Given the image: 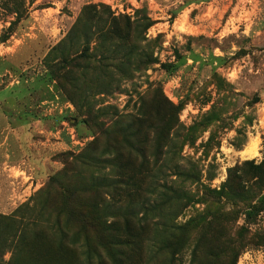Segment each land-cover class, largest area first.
<instances>
[{"label": "rangeland", "instance_id": "obj_1", "mask_svg": "<svg viewBox=\"0 0 264 264\" xmlns=\"http://www.w3.org/2000/svg\"><path fill=\"white\" fill-rule=\"evenodd\" d=\"M87 6L63 55L96 44L83 24L149 18L136 44L156 63L118 83L67 67L60 87L47 66ZM262 174L264 0H0V264H264V208L247 220L204 195L228 181L260 198ZM59 184L96 226L78 229ZM168 188L185 199L162 208ZM165 224L174 255L145 240Z\"/></svg>", "mask_w": 264, "mask_h": 264}, {"label": "trees", "instance_id": "obj_2", "mask_svg": "<svg viewBox=\"0 0 264 264\" xmlns=\"http://www.w3.org/2000/svg\"><path fill=\"white\" fill-rule=\"evenodd\" d=\"M93 8L91 6L84 7L81 13V16L76 21V23L72 26V28L67 33L65 39L59 44L58 47L54 49V52L60 53L61 57L57 60V62H52L48 64V73L49 75L56 80L57 84L60 85V87H63L65 81L67 80V74L65 72V68H77L80 64H85L89 62H95L97 65V68L107 71V70H115L117 72V78L118 80L116 83L122 81V80H131L134 78V73H141L147 71L148 67L151 64H155L156 60L151 58L150 55L145 54L138 50V45L136 44V39H140V36L142 32H146L149 30V28L152 26V22L149 18H145V24H116L117 20L112 19L110 21L111 24H108L106 27V24H83L84 27L95 25L100 27L98 31V35L96 37V44L94 46H91V43H89L87 37H84L81 35L83 40V46L78 55H74L71 53V58L69 59L66 55H63L64 48L66 46L69 47L73 45L77 38H78V30L79 24L81 22V19L85 18V16L90 14V11ZM119 19L125 20L128 22V19L126 16H120ZM11 30V26L8 28V31ZM8 39V38H7ZM142 39V38H141ZM100 50V56L97 60H95L92 56L95 54L96 51ZM49 56V55H48ZM163 64H161V68H165ZM88 68V67H87ZM86 68V69H87ZM111 80L112 77H109ZM71 79H68L67 83L69 85H73V87L80 86L79 83H73L70 82ZM85 80H83L81 83L84 84ZM97 84L101 85L100 82ZM111 83H106L107 86H109ZM75 86V87H76ZM105 86V87H107ZM95 161V160H94ZM113 161V167L116 165L117 156L112 158L109 162ZM97 164H101L102 162H99V160L95 161ZM111 164V163H110ZM260 167H257L259 169ZM125 175V174H121ZM121 179V178H120ZM121 181V180H120ZM132 184V176L126 175V181L125 182H118L124 187H127L128 184ZM112 184L110 187H112ZM254 184V186H256ZM59 190H61V197L62 199L66 200V209H67V215L70 217H74L77 219L78 229L79 228H85L91 225L96 224L93 222L91 217L87 215V213L83 210L82 206L76 202L74 204V200H72L73 195L69 196L70 194L68 191H65L62 186L58 185ZM104 187H108L106 184ZM244 187V185H243ZM264 187V174L261 175V178L258 179V188ZM240 186L238 184H234L231 182H226L222 184L220 189L217 190H209L207 194H204L212 203L218 202L219 199L223 198L227 201H232L233 206L235 208L238 207V201L241 204V206L244 208L245 216L247 220H252L257 215L258 212H261L264 208V195L259 198L260 194H257L255 197H248L250 202L247 201V197L244 196L242 193L243 191H246V187L239 189ZM71 195V194H70ZM66 197V198H65ZM258 200L256 202H253L254 199ZM181 199H185V196L182 194H178L176 191H174L171 188L167 189V192H165L162 196V204L161 207L164 208L165 206L169 205L170 203L174 201H178ZM133 203V202H131ZM130 208H127L126 213H128L130 216H133L129 213ZM91 219V220H90ZM95 226L92 228L94 229ZM164 229L161 234H153L145 238L148 245H157V247L161 250L170 251L171 255H174L177 253L178 249V235H175L173 231L171 230H178L180 228H174L170 224H165ZM183 235V232L181 233ZM132 237L133 241L130 244L132 247L130 250H128V254H135L138 253L139 249H141V245L144 243V238H141L140 236H135L132 234V232H128V237ZM142 239V240H141ZM247 241L245 236L242 239V242ZM251 241V240H250ZM230 241L229 243H231ZM124 242L120 243V245H123ZM228 243V244H229ZM264 243V242H263ZM134 248L138 250H134ZM130 256L129 260L131 261L134 257Z\"/></svg>", "mask_w": 264, "mask_h": 264}, {"label": "bare ground", "instance_id": "obj_3", "mask_svg": "<svg viewBox=\"0 0 264 264\" xmlns=\"http://www.w3.org/2000/svg\"><path fill=\"white\" fill-rule=\"evenodd\" d=\"M249 153V155H251V156H255L256 155V151H252V152H247V154Z\"/></svg>", "mask_w": 264, "mask_h": 264}]
</instances>
